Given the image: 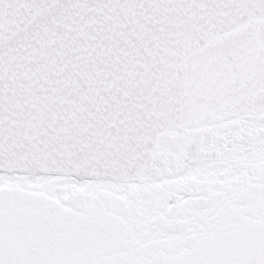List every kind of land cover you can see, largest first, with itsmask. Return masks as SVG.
<instances>
[{
	"label": "snow or ice",
	"instance_id": "6c2138e0",
	"mask_svg": "<svg viewBox=\"0 0 264 264\" xmlns=\"http://www.w3.org/2000/svg\"><path fill=\"white\" fill-rule=\"evenodd\" d=\"M0 264H264V0H0Z\"/></svg>",
	"mask_w": 264,
	"mask_h": 264
}]
</instances>
